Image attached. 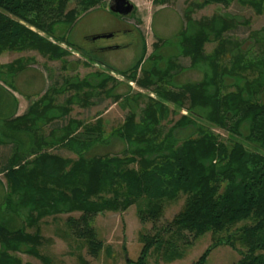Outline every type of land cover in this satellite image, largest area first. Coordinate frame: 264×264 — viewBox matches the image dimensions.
I'll return each instance as SVG.
<instances>
[{
  "label": "trees",
  "instance_id": "trees-1",
  "mask_svg": "<svg viewBox=\"0 0 264 264\" xmlns=\"http://www.w3.org/2000/svg\"><path fill=\"white\" fill-rule=\"evenodd\" d=\"M71 1L75 5L68 8ZM103 2L0 0V52L32 49L48 59L59 58L68 51L48 40L47 37H54L55 26L72 24L81 11ZM260 4L261 0L255 1L253 6L258 8ZM188 26L195 29L188 32L185 27L179 34L180 55L189 57L193 68L204 66L202 80L175 91L153 88L161 100L180 108L185 104L188 113L160 140H156V135H145L149 125L156 123L154 112L150 115L146 111L147 122L142 127L132 118L126 119L117 132L129 140L130 156L88 158L80 154L71 161L50 152L51 144L66 148L81 144L86 149L90 140L100 133L98 127L90 125H83L78 131V123L72 120H69L72 125L66 124L57 143L47 145L43 139L40 143L35 141L33 149L24 153L17 137L13 138L8 131L17 130V134L19 130L31 131V120L42 116L29 112L5 122L7 129L0 135L13 141L10 156L0 166L7 189L6 206L0 207L3 246L17 248L22 242H38L37 235L24 233L23 225L7 224L12 223L14 216L27 213L30 221L29 218L38 220L55 211L78 212L79 236L88 239L89 254L95 257L102 248L91 228L97 213L124 210L144 195L145 208L139 214L143 220L157 222L163 218V201L177 198L180 192L185 195V203L172 221L165 222V231L172 234L186 231L193 237L204 232L230 233L243 246L235 264H264V101L260 98L264 93V56L256 59L252 54L246 59L237 52L240 44L223 38V34L237 27L233 17L216 16L208 22ZM211 40L217 44L212 53L206 54L204 43ZM170 64L159 76L155 74L143 83L136 79L135 73L130 78L141 87L149 88L165 77L171 79L173 66ZM227 79L235 85V90L222 92ZM158 109L157 118L163 115L161 106ZM202 118L224 131L228 138L223 140L201 127L197 136L178 143L174 131ZM43 143L42 147L36 146ZM0 144L8 142L0 136ZM30 156L33 157L28 160ZM203 259L204 256L199 264ZM0 264H19V261L0 252ZM138 264L146 263L141 259Z\"/></svg>",
  "mask_w": 264,
  "mask_h": 264
},
{
  "label": "rangeland",
  "instance_id": "rangeland-1",
  "mask_svg": "<svg viewBox=\"0 0 264 264\" xmlns=\"http://www.w3.org/2000/svg\"><path fill=\"white\" fill-rule=\"evenodd\" d=\"M127 1L132 5L128 14L112 12L113 1L104 0L81 11L72 24L56 25L54 37L47 38L68 51L59 58L48 59L32 49L0 52V132L7 129L4 124L11 118L29 112L42 116V120H31V131L19 130L18 134L17 130L8 131L13 138L17 137L24 153L33 149L35 141L40 143L43 139L47 145L57 143L66 124L72 125L71 121L69 123L72 120L78 123V131L83 125H90L98 127L100 133L90 140L86 149L81 144L67 148L51 144L50 152L71 161L80 154L88 158L130 156L129 140L117 130L130 118L141 127L146 125V111L150 115L154 112L156 123L149 125L145 135L162 139L188 111L185 104L180 108L173 102L161 100L153 88L175 91L180 86L200 82L203 77V65L193 68L190 58L180 55L179 34L186 28L188 32L195 29L189 24L208 22L216 16L233 17L237 27L223 34V38L240 44L237 52L244 54L246 59L252 54L256 59L264 56V0L258 8L253 4L259 0H229L228 3ZM74 5L71 1L68 8ZM216 44L213 40L205 42L204 53H212ZM226 55L229 57L228 52ZM169 64L173 66L171 79L165 77L149 88L141 87L130 78L135 73L136 79L143 83L155 74L159 76ZM227 65L230 67L231 64ZM225 86L222 92L235 90L229 79ZM260 98L264 101V93ZM158 106L163 112L159 118L156 117ZM193 121V124L174 131L178 143L197 136L201 127L213 131L223 140L228 138L224 131L203 118ZM0 136L8 142L0 144L1 166L11 154L13 138L7 140ZM36 146L42 147L44 143ZM5 179L0 173L1 208L6 206ZM184 200L185 195L180 192L173 200L165 199L163 218L157 222L143 220L139 214L145 208L144 195L124 210L97 213L91 228L102 248L95 257L89 254L88 239L79 236L78 212L55 211L38 220L29 218L30 221L27 213L21 214L12 217V223L7 224L10 227L23 225L24 233L37 235L38 242H22L17 248L3 246L0 242V252L16 258L19 264H138L141 259L146 264H199L202 256L201 264H235L243 246L230 233L204 232L193 237L186 231L176 234L165 231V222L173 220Z\"/></svg>",
  "mask_w": 264,
  "mask_h": 264
},
{
  "label": "water",
  "instance_id": "water-1",
  "mask_svg": "<svg viewBox=\"0 0 264 264\" xmlns=\"http://www.w3.org/2000/svg\"><path fill=\"white\" fill-rule=\"evenodd\" d=\"M113 5L110 10L117 14H128L132 10V5L127 0H112Z\"/></svg>",
  "mask_w": 264,
  "mask_h": 264
}]
</instances>
